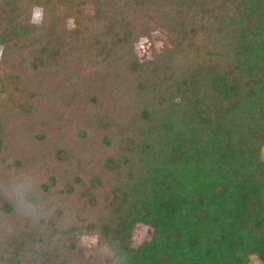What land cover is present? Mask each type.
Segmentation results:
<instances>
[{
    "label": "trees",
    "instance_id": "16d2710c",
    "mask_svg": "<svg viewBox=\"0 0 264 264\" xmlns=\"http://www.w3.org/2000/svg\"><path fill=\"white\" fill-rule=\"evenodd\" d=\"M0 48V264H264V0H0Z\"/></svg>",
    "mask_w": 264,
    "mask_h": 264
},
{
    "label": "rangeland",
    "instance_id": "374dc122",
    "mask_svg": "<svg viewBox=\"0 0 264 264\" xmlns=\"http://www.w3.org/2000/svg\"><path fill=\"white\" fill-rule=\"evenodd\" d=\"M34 22L37 23L38 19L34 16ZM156 33V32H154ZM126 41L128 44H132L138 54L139 60L141 62H147L152 59V51H163L166 48V43L163 38L156 33L155 39L153 41H150L148 39H140L137 37V35H131L126 38ZM1 48H0V57H1ZM63 75L67 78H71L75 76V67L67 64L63 68ZM68 128L66 129V131ZM259 157L261 160L264 161V149L259 150ZM133 242L136 245L141 244L142 242L150 239V230L146 227L139 225L137 226L134 235H133ZM97 241L95 237H83L79 245L81 247H84L87 250H92V248L96 245ZM255 262H258V264H261L257 258H255V261L253 258H251L250 264H255Z\"/></svg>",
    "mask_w": 264,
    "mask_h": 264
},
{
    "label": "clouds",
    "instance_id": "9594fccd",
    "mask_svg": "<svg viewBox=\"0 0 264 264\" xmlns=\"http://www.w3.org/2000/svg\"><path fill=\"white\" fill-rule=\"evenodd\" d=\"M20 207L21 210L29 216H40L43 213L42 206L32 199L31 194L27 192L21 193ZM253 259L255 261V258ZM255 264H258V262H255Z\"/></svg>",
    "mask_w": 264,
    "mask_h": 264
}]
</instances>
